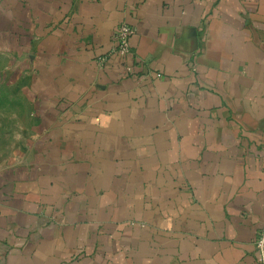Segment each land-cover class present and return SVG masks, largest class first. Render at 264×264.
<instances>
[{
	"label": "crops",
	"instance_id": "crops-1",
	"mask_svg": "<svg viewBox=\"0 0 264 264\" xmlns=\"http://www.w3.org/2000/svg\"><path fill=\"white\" fill-rule=\"evenodd\" d=\"M0 111V264H259L264 0H0Z\"/></svg>",
	"mask_w": 264,
	"mask_h": 264
},
{
	"label": "built area",
	"instance_id": "built-area-1",
	"mask_svg": "<svg viewBox=\"0 0 264 264\" xmlns=\"http://www.w3.org/2000/svg\"><path fill=\"white\" fill-rule=\"evenodd\" d=\"M134 33V28L123 22L117 25L112 36L109 55H116L119 57H125L130 54V36ZM129 70V68H127ZM159 76V74H157ZM254 247L257 254V260L259 264H264V222L258 231L255 240Z\"/></svg>",
	"mask_w": 264,
	"mask_h": 264
},
{
	"label": "rangeland",
	"instance_id": "rangeland-1",
	"mask_svg": "<svg viewBox=\"0 0 264 264\" xmlns=\"http://www.w3.org/2000/svg\"><path fill=\"white\" fill-rule=\"evenodd\" d=\"M21 103V101H20V99H19V97L17 96L15 99L13 98V102H12V106L14 107V109L15 108H19V104ZM12 110V115H13V119H12V130H13V133H12V144L13 145H15V144H17V143H15V138H14V135H16V134H18V132H19V127H18V125H16V124H18L17 122H18V118H16V117H18L19 116V113H18V110ZM1 112V111H0ZM1 114H2V112H1ZM0 145H2V142H0Z\"/></svg>",
	"mask_w": 264,
	"mask_h": 264
}]
</instances>
